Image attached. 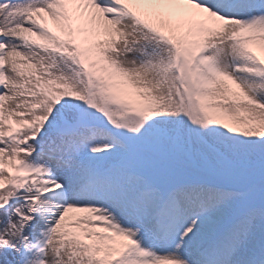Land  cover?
<instances>
[{"label":"snow or ice","instance_id":"obj_1","mask_svg":"<svg viewBox=\"0 0 264 264\" xmlns=\"http://www.w3.org/2000/svg\"><path fill=\"white\" fill-rule=\"evenodd\" d=\"M0 264H264V0H0Z\"/></svg>","mask_w":264,"mask_h":264}]
</instances>
